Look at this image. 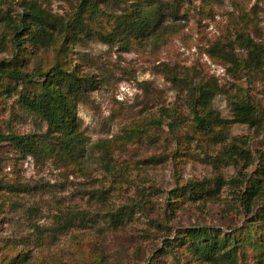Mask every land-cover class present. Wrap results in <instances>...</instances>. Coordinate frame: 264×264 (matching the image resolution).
<instances>
[{
  "label": "rangeland",
  "instance_id": "obj_1",
  "mask_svg": "<svg viewBox=\"0 0 264 264\" xmlns=\"http://www.w3.org/2000/svg\"><path fill=\"white\" fill-rule=\"evenodd\" d=\"M26 1L31 0H0V37ZM48 1L43 6L65 19L78 3ZM106 2L112 16L133 0ZM166 15L145 39L103 43L82 37L61 50L57 43L23 53L25 72H44L58 62L95 83L87 85L75 109L77 131L85 138L80 169L51 159L35 164L0 145V262L23 254V263L15 264H199L181 253L187 243L165 252L166 241L194 227L237 240L225 264H258L264 256V206L258 200L246 211L242 202L247 180L258 177L263 137L246 125H231L230 138L245 137L254 162L244 168L227 161L224 145L194 129L186 89L213 78L220 91L212 107L223 119L231 117L228 100L237 97L264 118V62L259 71L236 69L207 52L221 40L244 59L240 35L264 52V0H183ZM109 24L104 19L95 30ZM2 60L14 61L10 45ZM41 81L0 80L2 132H45L46 124L17 102L20 92L33 93ZM195 183L209 185L212 196L194 198ZM119 209L129 215L111 229L108 214Z\"/></svg>",
  "mask_w": 264,
  "mask_h": 264
},
{
  "label": "trees",
  "instance_id": "obj_2",
  "mask_svg": "<svg viewBox=\"0 0 264 264\" xmlns=\"http://www.w3.org/2000/svg\"><path fill=\"white\" fill-rule=\"evenodd\" d=\"M107 0H78L74 12L66 19L48 11L43 5L49 1L37 2L35 0L23 2L22 13L17 22L10 21L4 25L0 37V53L7 50L10 45L13 48L14 61H0V80L15 81L30 85L36 79H41L40 85L33 93L20 92L17 99L20 107L37 116L46 124L45 132L41 134L20 135L13 132L4 133L0 130V145H9L22 157H31L36 163H45L48 160L59 162L64 167H77L80 169V160L84 156L85 138L76 128L75 109L82 101L87 85L94 86L90 76L78 75L72 69L62 68V64L55 63L49 70L40 72H25L21 67L23 53L30 54L39 49L48 50L59 43V49L65 44L72 45L82 37H94L103 43L118 40L126 43L131 38L141 37L158 28L160 19L168 17L177 11V5L183 0H133L129 7L121 9L120 14L107 12ZM108 19L110 24L103 30H95L101 21ZM7 37H10L9 42ZM241 47L246 54L244 59L238 60L233 53V46L224 44L221 40L213 42L207 52L236 69L259 71L264 62L263 51L260 45L250 37L240 35ZM238 37V38H239ZM10 43V44H9ZM32 49V50H30ZM59 51V50H58ZM18 53L21 55L19 59ZM59 55V52L57 56ZM76 68V67H75ZM52 75V76H51ZM89 83V84H87ZM9 92V88H6ZM188 103L192 111L194 129L204 135L214 145H224L223 154L227 161L236 165L242 163V167L250 166L253 156L247 147L245 137L230 138L229 129L233 124L246 125L253 129L257 135H261L264 148V118L257 108L248 100L237 97L228 100L231 113L230 119H223L212 107L215 96L219 93V86L215 79L210 78L194 86L186 87ZM13 91V90H12ZM157 125L160 123L157 121ZM174 129V124H168ZM261 165L258 177L264 178V150L259 152ZM107 167V166H106ZM249 178L248 186L242 191L244 209L250 211L252 204L261 200L264 206V179ZM186 187H178L176 195L185 191ZM190 190L195 193L194 198L201 194L211 197L213 192L209 185L195 183L190 185ZM194 189H196L194 191ZM197 194V196H196ZM209 199V198H206ZM129 215L127 211L119 209L108 214V224L111 229L123 225L124 219ZM264 223V222H263ZM214 234V232L211 231ZM204 227L188 228L177 232V237L172 242H165V252L174 253L176 247L182 246L181 253L189 255L199 264H225L232 261L231 250L237 240L230 235L219 238L218 234L212 235ZM176 243V244H175ZM17 257L6 263L15 264L16 259L23 263L25 255ZM258 264H264V256L259 258ZM151 264H154L151 263ZM175 264H184L175 259Z\"/></svg>",
  "mask_w": 264,
  "mask_h": 264
}]
</instances>
